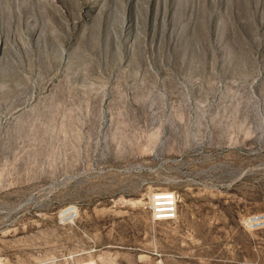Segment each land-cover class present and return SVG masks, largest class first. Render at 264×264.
<instances>
[{
  "label": "rangeland",
  "instance_id": "rangeland-1",
  "mask_svg": "<svg viewBox=\"0 0 264 264\" xmlns=\"http://www.w3.org/2000/svg\"><path fill=\"white\" fill-rule=\"evenodd\" d=\"M89 261L264 264V0H0V264Z\"/></svg>",
  "mask_w": 264,
  "mask_h": 264
},
{
  "label": "built area",
  "instance_id": "built-area-1",
  "mask_svg": "<svg viewBox=\"0 0 264 264\" xmlns=\"http://www.w3.org/2000/svg\"><path fill=\"white\" fill-rule=\"evenodd\" d=\"M167 194V203H162V193H158L152 199L149 207L154 220L170 219L176 216L177 212V199L174 193L164 192ZM80 264H96L95 262H83Z\"/></svg>",
  "mask_w": 264,
  "mask_h": 264
}]
</instances>
